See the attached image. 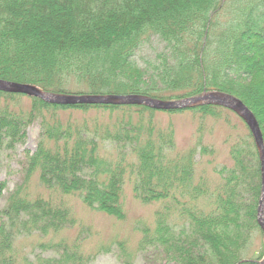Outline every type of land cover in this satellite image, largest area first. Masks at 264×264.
Segmentation results:
<instances>
[{
  "label": "trees",
  "instance_id": "trees-1",
  "mask_svg": "<svg viewBox=\"0 0 264 264\" xmlns=\"http://www.w3.org/2000/svg\"><path fill=\"white\" fill-rule=\"evenodd\" d=\"M151 38L167 53L146 81L135 53ZM0 80L57 95L171 101L226 94L252 112L264 144V0H0ZM70 84L81 90L67 94ZM185 111L229 129L228 165L213 164L216 151L203 142L202 126L193 146L176 150L173 125L154 116ZM35 121L36 150L0 211V264H88L93 255L76 251L78 240L64 243L65 232L78 227L70 199L124 221L126 182L141 204L160 207L152 229L135 231L140 248H160L175 264H259L264 257L262 247L248 256L253 233L262 235L260 157L231 111L60 106L0 92V152L23 144ZM107 144L114 158L104 157ZM5 187L1 182L0 196ZM33 235L62 236L38 246L61 248L59 257L30 261L15 245ZM123 264H133L128 254Z\"/></svg>",
  "mask_w": 264,
  "mask_h": 264
},
{
  "label": "rangeland",
  "instance_id": "rangeland-1",
  "mask_svg": "<svg viewBox=\"0 0 264 264\" xmlns=\"http://www.w3.org/2000/svg\"><path fill=\"white\" fill-rule=\"evenodd\" d=\"M166 53L164 43L157 38H151L136 51L135 60L140 70L143 71L146 81L150 77H154V66L159 64L158 55H166ZM67 87L71 89L66 90L67 94H75V90H81V87L72 84ZM23 103L28 105L29 100L23 98ZM225 115H228L233 123L239 125L235 116L224 113L223 116ZM154 116L162 126H166L168 123L173 125L176 150H184L193 146L197 139V130L202 126L205 129L203 142L212 146L216 151L213 164L220 167L230 163L227 145L224 144L230 132L224 124L214 123L210 118L201 122L188 111L174 114L155 113ZM40 132V122L35 121L27 127L26 139L23 144L0 152V183L6 184L0 196V211L4 207L9 193L21 184L27 158L36 150ZM103 154L105 158L110 159L116 156L115 150L109 144L104 146ZM123 192L124 221L112 220L103 214L91 212L83 207L76 197H72L70 202H73V213L78 227L76 226L70 232H65L64 243H67L68 245H66L70 248L78 240L76 245L79 246L76 251L93 255L88 264H123L126 254L133 260V264H175L160 248L142 249L137 245L138 235L135 231L143 226L150 229L154 227V213L160 208L159 205L141 204L134 198L128 182H126ZM61 239L60 235H57L56 239L53 237L51 241L48 236L39 238L33 235L18 240L15 246L20 252L26 254L30 261H35L38 257L42 259L58 258L62 251L61 248L43 250L38 246L42 243L57 244ZM261 247L264 249V235L255 232L252 236L248 256L255 258L256 251Z\"/></svg>",
  "mask_w": 264,
  "mask_h": 264
},
{
  "label": "water",
  "instance_id": "water-1",
  "mask_svg": "<svg viewBox=\"0 0 264 264\" xmlns=\"http://www.w3.org/2000/svg\"><path fill=\"white\" fill-rule=\"evenodd\" d=\"M0 91L38 98L54 105H142L153 110L178 111L200 106H219L234 112L248 127L258 149L261 163V194L257 206L256 221L264 235V144L258 123L251 111L237 98L226 94L209 93L179 101H158L135 95L67 96L44 93L31 85L0 80ZM264 264V259L260 262Z\"/></svg>",
  "mask_w": 264,
  "mask_h": 264
}]
</instances>
